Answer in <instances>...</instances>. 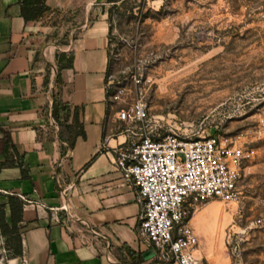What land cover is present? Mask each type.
Segmentation results:
<instances>
[{
	"label": "crops",
	"instance_id": "crops-1",
	"mask_svg": "<svg viewBox=\"0 0 264 264\" xmlns=\"http://www.w3.org/2000/svg\"><path fill=\"white\" fill-rule=\"evenodd\" d=\"M22 1L0 0V162L8 135L25 168L0 173V204L25 198L12 264H163L146 255L137 188L116 166L132 135L108 96L109 0H46L37 21ZM55 99L72 107L62 125Z\"/></svg>",
	"mask_w": 264,
	"mask_h": 264
},
{
	"label": "rangeland",
	"instance_id": "rangeland-1",
	"mask_svg": "<svg viewBox=\"0 0 264 264\" xmlns=\"http://www.w3.org/2000/svg\"><path fill=\"white\" fill-rule=\"evenodd\" d=\"M106 8L110 81L126 88L127 103L145 101L148 132L248 133L255 156L238 201H208L190 226L201 264H264V0H123ZM12 248L0 230V264H12Z\"/></svg>",
	"mask_w": 264,
	"mask_h": 264
},
{
	"label": "built area",
	"instance_id": "built-area-1",
	"mask_svg": "<svg viewBox=\"0 0 264 264\" xmlns=\"http://www.w3.org/2000/svg\"><path fill=\"white\" fill-rule=\"evenodd\" d=\"M107 89H114L110 100L123 105L118 119L132 135L130 142L115 149L116 166L137 188L144 244L163 264H201L191 214L210 200L238 201L245 165L255 156L245 141L248 133L229 138L154 135L148 132L149 108L142 98L129 104L125 87L110 81Z\"/></svg>",
	"mask_w": 264,
	"mask_h": 264
},
{
	"label": "trees",
	"instance_id": "trees-1",
	"mask_svg": "<svg viewBox=\"0 0 264 264\" xmlns=\"http://www.w3.org/2000/svg\"><path fill=\"white\" fill-rule=\"evenodd\" d=\"M123 0H109L110 4H117ZM50 12V7L47 6L46 0H23L21 2V14L25 21H37L40 20ZM111 33V28H110ZM73 66V58L71 57L66 67ZM109 75L111 76V57ZM114 93L112 89L108 96L110 97ZM72 107L69 104L62 103L55 99L54 102V117L56 122L60 125L62 122V115L70 113ZM76 118H79V108H75ZM79 121V120H78ZM81 135H84V131L81 129ZM2 154L5 156V161L0 162V173L3 169L18 167L22 171L25 170L23 163V156H21L17 148L13 145L10 137L6 135L2 140ZM25 173V172H24ZM7 205L10 208L11 220L7 219ZM25 202L17 197H9L8 204H0V230L7 240L12 242L13 256L12 259L18 258L23 254L22 236L21 230L23 228V213Z\"/></svg>",
	"mask_w": 264,
	"mask_h": 264
},
{
	"label": "water",
	"instance_id": "water-1",
	"mask_svg": "<svg viewBox=\"0 0 264 264\" xmlns=\"http://www.w3.org/2000/svg\"><path fill=\"white\" fill-rule=\"evenodd\" d=\"M146 255H152V256H154V251L151 250V251L147 252Z\"/></svg>",
	"mask_w": 264,
	"mask_h": 264
}]
</instances>
